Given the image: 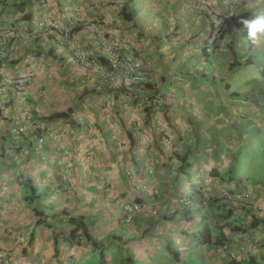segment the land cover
<instances>
[{
  "label": "crops",
  "instance_id": "1",
  "mask_svg": "<svg viewBox=\"0 0 264 264\" xmlns=\"http://www.w3.org/2000/svg\"><path fill=\"white\" fill-rule=\"evenodd\" d=\"M229 12L207 53L209 13ZM260 12L264 0H0V264H264V36L248 42L239 23ZM41 21L53 27L36 33ZM110 39L144 88L102 82ZM151 89L146 111L136 95ZM244 186L253 206L218 200Z\"/></svg>",
  "mask_w": 264,
  "mask_h": 264
},
{
  "label": "built area",
  "instance_id": "2",
  "mask_svg": "<svg viewBox=\"0 0 264 264\" xmlns=\"http://www.w3.org/2000/svg\"><path fill=\"white\" fill-rule=\"evenodd\" d=\"M230 12L224 15L221 14H212L209 13L210 21V33L204 44V50L207 53H210L213 49V43L216 38L221 34L225 22L230 16ZM217 21L221 23L217 26ZM53 23L51 21H41L37 24L35 30L36 33H40L46 29H51ZM66 31H69L67 29ZM123 44L116 40H108L105 46L102 49V54L105 57V65L98 71L100 79L102 82L111 89H122L127 91L129 94H132L134 91L139 90L145 87V84L148 83V76L141 71V66L139 59L131 50H122ZM78 61L84 66H89L93 64L91 60L84 58H78ZM26 80L17 79V80H3L6 83H16ZM137 96V102L144 108L146 111L151 110L157 106L161 99L159 95L151 89V92L148 96ZM10 130L15 135L25 134L28 131H32L30 127L25 125H13ZM38 142H42V137L38 138ZM218 200L221 201H238L242 206H253L252 192L248 186H244L238 190L234 191H224L219 197ZM139 208V203L136 201L124 203L121 207L122 215L121 221L128 223L130 222L133 213ZM219 247L224 248L226 244L219 243ZM0 255L2 252L0 251Z\"/></svg>",
  "mask_w": 264,
  "mask_h": 264
},
{
  "label": "clouds",
  "instance_id": "3",
  "mask_svg": "<svg viewBox=\"0 0 264 264\" xmlns=\"http://www.w3.org/2000/svg\"><path fill=\"white\" fill-rule=\"evenodd\" d=\"M220 23L217 21V26ZM239 23L246 30L248 42L255 44L261 36H264V12L257 13L251 19H241Z\"/></svg>",
  "mask_w": 264,
  "mask_h": 264
},
{
  "label": "trees",
  "instance_id": "4",
  "mask_svg": "<svg viewBox=\"0 0 264 264\" xmlns=\"http://www.w3.org/2000/svg\"><path fill=\"white\" fill-rule=\"evenodd\" d=\"M207 228H203V230L201 232H199V237L201 241H207L208 240V232H207Z\"/></svg>",
  "mask_w": 264,
  "mask_h": 264
}]
</instances>
